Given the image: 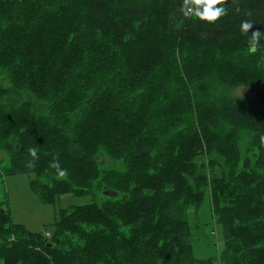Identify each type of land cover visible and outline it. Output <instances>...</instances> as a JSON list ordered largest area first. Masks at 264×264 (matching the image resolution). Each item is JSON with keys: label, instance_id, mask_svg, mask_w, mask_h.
I'll return each instance as SVG.
<instances>
[{"label": "trees", "instance_id": "16d2710c", "mask_svg": "<svg viewBox=\"0 0 264 264\" xmlns=\"http://www.w3.org/2000/svg\"><path fill=\"white\" fill-rule=\"evenodd\" d=\"M189 6L0 0L3 174L30 175L45 206L93 198L52 240L0 198V263L264 264V0H225L214 23ZM206 202L225 246L200 260Z\"/></svg>", "mask_w": 264, "mask_h": 264}, {"label": "rangeland", "instance_id": "374dc122", "mask_svg": "<svg viewBox=\"0 0 264 264\" xmlns=\"http://www.w3.org/2000/svg\"><path fill=\"white\" fill-rule=\"evenodd\" d=\"M10 88L9 84H5ZM232 95L238 99L245 98L248 92L240 87L232 91ZM33 101L44 114L47 110L36 99L27 95H17L11 92L3 103L12 105ZM8 165L6 153L0 149V198L6 202L10 210L12 221L16 225L25 227L33 234L50 235L53 239L56 232V223L61 210L72 206H84L93 203L92 197L66 196L60 199L54 206L42 205L32 192L30 175H18L5 177L3 174ZM209 203L206 202L200 212H191L190 226L197 237L194 243V255L200 260L216 259L225 246V238L222 227L214 223ZM198 215V216H197ZM200 220L203 229H198L197 221ZM213 231L215 233H213ZM2 264V263H0Z\"/></svg>", "mask_w": 264, "mask_h": 264}, {"label": "clouds", "instance_id": "9594fccd", "mask_svg": "<svg viewBox=\"0 0 264 264\" xmlns=\"http://www.w3.org/2000/svg\"><path fill=\"white\" fill-rule=\"evenodd\" d=\"M190 4L195 5L196 16L201 21L214 23L218 21L223 15H225V0H184V6L188 9L189 12L192 10L189 6ZM241 27L243 30L247 31L252 27V25L245 23ZM31 155L35 157V150H32ZM53 167L59 169L58 164L53 165ZM59 174L63 176L65 173L63 171H60Z\"/></svg>", "mask_w": 264, "mask_h": 264}, {"label": "built area", "instance_id": "2783aa9c", "mask_svg": "<svg viewBox=\"0 0 264 264\" xmlns=\"http://www.w3.org/2000/svg\"><path fill=\"white\" fill-rule=\"evenodd\" d=\"M190 13L192 14L193 13V9L190 11ZM49 237V235H47Z\"/></svg>", "mask_w": 264, "mask_h": 264}, {"label": "water", "instance_id": "95a60500", "mask_svg": "<svg viewBox=\"0 0 264 264\" xmlns=\"http://www.w3.org/2000/svg\"><path fill=\"white\" fill-rule=\"evenodd\" d=\"M247 92L252 94L253 91H247ZM101 163H102V162H101Z\"/></svg>", "mask_w": 264, "mask_h": 264}]
</instances>
